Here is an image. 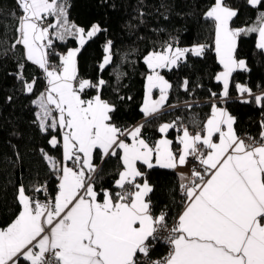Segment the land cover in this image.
Here are the masks:
<instances>
[{
	"label": "snow or ice",
	"instance_id": "6c2138e0",
	"mask_svg": "<svg viewBox=\"0 0 264 264\" xmlns=\"http://www.w3.org/2000/svg\"><path fill=\"white\" fill-rule=\"evenodd\" d=\"M16 2L21 15L11 47L22 45L25 60L44 73L47 88L32 103L39 108L36 117L41 132H60V139L53 135L48 142L56 148L62 141V161L43 153L57 173L54 199L42 202L29 196L23 184L18 187L20 211L10 224L0 228V264H139L138 256H148L152 241L165 230L168 255L151 264H264V131L260 141L240 138L234 130L235 118L213 105L202 131L193 135L183 127L178 137L179 151H173V141L167 138L150 145L142 137L144 125L127 130L112 122L115 105L101 97L106 83L103 79L93 84L78 77L77 55L86 41L101 31L99 25L86 31L70 24L67 0ZM248 3L255 7L264 0ZM204 16L214 23L215 51L224 69L216 79L223 83L221 95L226 97L229 77L237 68L246 67L245 61L236 57L237 38L257 33L256 47L264 50V12L256 24L240 29L230 26L237 11L224 0H214ZM49 17L56 22L45 25ZM50 29L55 30L56 39L74 36L79 44L64 54L56 53L58 65L50 63ZM205 48L197 45L181 49L169 44L144 57L150 70L141 107L146 117L163 107L171 88L157 70L177 66L188 52L201 56ZM110 49L111 41L105 46L107 54L101 70L112 60ZM19 68L16 79L25 81L24 64ZM35 83V79L25 81V92L32 93ZM187 84L185 80V88ZM236 88L240 93L250 92L239 84ZM86 89H96L97 94L85 99ZM154 89L160 92L157 100L152 99ZM255 99L257 104H264V96ZM174 126L162 124L158 131L167 133ZM129 139L131 142H126ZM97 151L101 162L118 156L123 166L115 180L119 189L115 193L108 189L98 192L94 187L93 174L99 171ZM190 156L203 170L194 169L192 178L181 177L185 207L168 229L163 214H152L151 202L146 198L153 188L146 180L137 182L144 175L137 165L175 169L186 166ZM34 191L47 189L38 186Z\"/></svg>",
	"mask_w": 264,
	"mask_h": 264
},
{
	"label": "trees",
	"instance_id": "16d2710c",
	"mask_svg": "<svg viewBox=\"0 0 264 264\" xmlns=\"http://www.w3.org/2000/svg\"><path fill=\"white\" fill-rule=\"evenodd\" d=\"M237 11L230 21L233 29L244 28L264 12V3L253 7L248 0H224ZM68 18L77 26L88 30L97 24L101 31L87 40L77 55L78 77L95 84L103 79L106 83L101 97L115 105L112 122L127 129L144 118L141 107L144 101L146 75L149 71L144 57L152 51H161L171 44L173 48L191 49L205 45L201 56L185 54L177 66L160 69L171 88L168 98L157 113L148 116L140 125L142 137L154 145L161 133L162 124L175 126L167 136L178 145L181 129L202 131L212 112L213 104L225 106L235 118L236 133H249L259 138L264 128V104H257L255 97L264 96V50L256 47L257 33L242 34L237 38L236 57L246 62L245 69H236L229 81L228 96L238 94L236 85H245L254 93L242 98L221 101L223 85L216 79L221 65L215 51V29L204 13L214 0H67ZM15 14V15H14ZM21 15L16 0H0V228L11 222L20 211L17 201L18 187L23 184L27 194L35 197L34 188L46 187L38 192L53 199L57 190V173L50 168L43 153L61 158V147L53 148L49 140L57 134L49 129L41 132L36 117V105L32 101L47 83L43 71L24 58L22 45L12 49L15 43L18 18ZM50 21V19H49ZM50 23V22H49ZM53 45L50 63L58 65L59 56L69 47L77 46L74 36L58 40L52 35ZM111 41V62L100 69L105 45ZM25 81L35 79L34 91L26 93L24 82L16 79L21 72ZM188 81L187 88L184 87ZM85 99L97 94L96 89H86ZM8 97H11L9 101ZM123 97V99H121ZM247 101V102H245ZM43 150V152L41 151ZM99 151L95 163L94 187L99 192L108 189L115 193V180L122 169L119 157H106L103 162ZM139 170L153 191L147 197L153 216L163 214L166 223L176 220L183 209L184 198L175 169L155 166L149 169L138 163ZM131 189V186H129ZM149 254L165 256L168 244L152 241Z\"/></svg>",
	"mask_w": 264,
	"mask_h": 264
},
{
	"label": "crops",
	"instance_id": "0c3cea01",
	"mask_svg": "<svg viewBox=\"0 0 264 264\" xmlns=\"http://www.w3.org/2000/svg\"><path fill=\"white\" fill-rule=\"evenodd\" d=\"M224 3L226 4V2L224 1ZM227 5V4H226ZM228 6V5H227ZM230 7V6H229ZM232 9H233V7H231ZM259 14L260 13H258L256 16H255V19H254V21H252L249 25H247V26H245L244 28H246V27H251V26H253L254 24H256L257 23V18H258V16H259ZM50 18V24H53L54 22H53V20L55 19L54 17H49ZM68 21H69V23L70 24H74L69 18H68ZM54 32H55V30H54ZM54 36V35H53ZM55 37V36H54ZM67 38V37H66ZM257 40H258V34H257ZM181 49H183V48H181ZM24 50V49H23ZM238 59V58H237ZM219 62V61H218ZM221 65V64H220ZM245 65H246V62H245ZM237 69H239V68H237ZM223 66L221 65V69L218 71V73H217V75L219 74V73H221V72H223ZM157 71H160V69H158ZM234 72V71H233ZM150 74V70L148 71V73H147V75H149ZM233 74V73H232ZM147 75H146V77H147ZM232 76V75H231ZM231 76L229 77V81H230V78H231ZM80 79H82V78H80ZM221 82V81H220ZM145 84H146V82H145ZM221 84L223 85V83L221 82ZM242 86H244V87H247V86H245V85H242ZM46 88H47V86H46ZM46 88L45 89H43L41 92H39V94L36 96V98L34 99V100H36L39 96H40V94L42 93V92H45V90H46ZM145 88V87H144ZM248 88V87H247ZM223 92V90L221 91V93ZM249 93H251V91L249 92ZM238 94H246V93H240L239 91H238ZM96 95V94H95ZM94 96V95H93ZM92 97V96H91ZM144 98H145V94H144ZM143 98V99H144ZM221 98H224V96H222L221 95V97H219V98H217V100H221ZM88 99V98H87ZM222 101V100H221ZM143 103H144V101H143ZM213 105H216L218 108H221V109H224V110H226L228 113H229V111H228V109L225 107V106H223V105H219V104H213ZM142 106H143V104H142ZM161 110V109H160ZM159 110V111H160ZM37 112H39V108L37 107V105H36V114H37ZM230 114V113H229ZM212 115V112H211V114H210V116ZM231 115V114H230ZM209 116V117H210ZM232 116V115H231ZM148 117V116H147ZM145 115H144V118H142V119H140L139 121H137V123L136 124H134V125H132V126H130L129 128H127V130H131V129H133V128H135V127H137V126H139L140 125V123H141V121H143L145 118H147ZM208 117V118H209ZM207 118V119H208ZM165 124H168V123H165ZM234 130L236 131V129L234 128ZM190 131V133H192L193 135L196 133V132H198V131H191V130H189ZM183 134V128L181 129V134L179 135V136H181ZM237 134V133H236ZM238 135V134H237ZM55 136H57V138L58 139H60V132L59 131H57V134L55 135ZM239 136V135H238ZM161 138H167V139H169L170 140V138L167 136V133H161V135L159 136V138L157 139V140H159V139H161ZM156 140V141H157ZM126 142H131V140L129 139V140H127ZM150 144V143H149ZM61 158H60V160L59 159H56L55 157H53V156H51V157H53V158H55L57 161H62V141H61ZM180 145L178 144V145H173L172 144V148H173V151H179V149H180ZM68 164H69V166H71V162L69 161V162H67ZM139 163V162H138ZM139 168V167H138ZM123 170V166H122V169L120 170V171H122ZM119 171V172H120ZM175 171L177 172V175H178V180H179V184L181 185V183H182V180H181V177L183 176V177H186V178H192V172H191V170H190V167L186 164V166H178L177 168H175ZM117 179H118V176H117ZM146 179L145 178H142V179H139V181H137L138 183H143L144 181H145ZM57 181H58V179H57ZM147 181V180H146ZM148 182V181H147ZM150 185V184H149ZM131 190V189H130ZM36 199H38V198H36ZM54 199V198H53ZM147 199V198H146ZM40 201H42V202H46V201H43V200H40ZM184 207H185V203H184V205H183V209H184ZM183 209L181 210V212L183 211ZM180 212V213H181ZM179 213V214H180ZM177 218H178V216H177ZM177 218H176V220H177ZM15 219V218H14ZM13 219V220H14ZM12 220V221H13ZM11 221V222H12ZM11 222H9V224L11 223ZM7 226V225H6ZM6 226H4V227H6Z\"/></svg>",
	"mask_w": 264,
	"mask_h": 264
},
{
	"label": "built area",
	"instance_id": "2783aa9c",
	"mask_svg": "<svg viewBox=\"0 0 264 264\" xmlns=\"http://www.w3.org/2000/svg\"><path fill=\"white\" fill-rule=\"evenodd\" d=\"M49 18L45 21V25L47 24H50L49 23ZM50 35H53L54 31L53 29H50ZM251 95H254V93H246V94H236L235 96H226L224 98H221L222 101L224 100H227L229 98H235V97H238V98H242V99H246L247 97L251 96ZM184 127V126H183ZM239 137L242 138V139H245L247 141V138L248 137H252L249 133H242V134H239ZM253 138V137H252ZM256 141H260L261 140V136H259V138H254ZM176 152V151H174ZM187 165L190 167V170L191 172L196 169V170H203L202 167L198 164L197 160L193 157H188V160H187ZM46 188V187H44ZM130 190V188H129ZM35 198H38L39 200H43V201H48L46 196H40V193L38 192H35L34 194ZM176 220L172 221V222H169V223H166L167 224V228L170 229L173 227V225L175 224ZM168 235V232L165 230V231H162L160 233V237L158 239V241L160 242H165V237H167ZM166 243V242H165ZM152 250V248H150V251ZM149 251V253H150ZM168 252H169V245H168ZM151 254H149L148 256H144L143 254L139 255L138 256V261H139V264H151L152 261L154 260H160L164 257H166L168 255V253L165 255V256H154V257H151L150 256Z\"/></svg>",
	"mask_w": 264,
	"mask_h": 264
},
{
	"label": "rangeland",
	"instance_id": "374dc122",
	"mask_svg": "<svg viewBox=\"0 0 264 264\" xmlns=\"http://www.w3.org/2000/svg\"><path fill=\"white\" fill-rule=\"evenodd\" d=\"M50 19V18H49ZM53 22L55 23L56 22V20L54 19L53 20ZM92 25H94V24H92ZM95 25H97V24H95ZM79 27V26H78ZM91 28V27H90ZM90 28H88V30L90 29ZM53 31H54V29H53ZM87 31V30H86ZM108 44V43H107ZM106 44V45H107ZM105 45V46H106ZM77 47H79V44H78V42H77V46H75V47H69L68 49H67V51L69 50V49H74V48H77ZM66 51V52H67ZM65 52V53H66ZM62 54H64V53H62ZM107 53H104V56L103 57H105V55H106ZM104 59V58H103ZM102 62H103V60H102ZM159 73H160V71H159ZM160 75H162L161 73H160ZM163 76V75H162ZM164 78H165V76H163ZM166 79V78H165ZM167 80V79H166ZM159 97H160V92H159V90L158 89H154L153 90V96H152V99L153 100H157V99H159Z\"/></svg>",
	"mask_w": 264,
	"mask_h": 264
}]
</instances>
